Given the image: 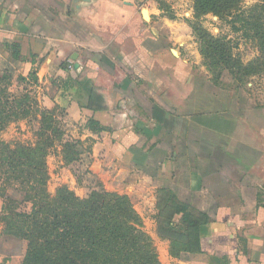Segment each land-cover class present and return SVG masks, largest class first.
<instances>
[{
	"label": "crops",
	"instance_id": "0c3cea01",
	"mask_svg": "<svg viewBox=\"0 0 264 264\" xmlns=\"http://www.w3.org/2000/svg\"><path fill=\"white\" fill-rule=\"evenodd\" d=\"M160 11L152 0H0V73L35 70L41 103L61 104L67 122H86L90 93L102 96L112 130L81 138L112 173L139 171L108 187L129 196L162 264H264V106L196 68L193 36L174 35ZM160 187L208 215L201 252L173 257L157 236ZM21 257V242L0 235V264Z\"/></svg>",
	"mask_w": 264,
	"mask_h": 264
},
{
	"label": "trees",
	"instance_id": "16d2710c",
	"mask_svg": "<svg viewBox=\"0 0 264 264\" xmlns=\"http://www.w3.org/2000/svg\"><path fill=\"white\" fill-rule=\"evenodd\" d=\"M239 1L194 0V11L196 16L215 15L233 32L262 45L254 60L243 64L225 35L191 27L209 66H221L241 82L264 68V5L243 8ZM19 43L12 44L14 58L20 55ZM17 78L30 87L38 84L35 70ZM211 79L217 82L213 76ZM101 97L90 93L87 103L92 114L86 128L95 133L112 130L97 115L107 109ZM40 101L26 88L13 90L10 72L0 73V134L11 123L32 120L37 124L32 129L33 141L0 138V181L3 186L14 181L22 188L20 199L1 194L0 224L2 236L21 242V264H162L154 240L127 195L92 190L79 197L66 187L53 194L47 190L49 153L60 146L65 165L77 173L79 150L78 142L64 141L56 105L46 107ZM120 138L114 137V141ZM155 209V232L160 239L168 240L171 256L202 251L201 227L209 222L205 212L181 201L166 187L157 189Z\"/></svg>",
	"mask_w": 264,
	"mask_h": 264
},
{
	"label": "rangeland",
	"instance_id": "374dc122",
	"mask_svg": "<svg viewBox=\"0 0 264 264\" xmlns=\"http://www.w3.org/2000/svg\"><path fill=\"white\" fill-rule=\"evenodd\" d=\"M158 1L159 3H157V0H152L159 8H162V10H160L163 15H159V17L168 19L170 23L175 26L174 29L172 28L174 35L188 34L194 37V39L192 37L190 40L189 48H191L192 51L196 50L198 52V55L195 52L191 56V60L194 61L196 68H206L210 76L216 78L217 82L215 83H220L224 90L238 91L241 93V96L250 98L256 106H264V68L260 69L258 73L251 74V76L245 78L244 81L238 82L234 80L228 70L221 66L214 65L210 67L208 60L205 59L202 53L201 41L191 25L199 26L213 35H225L231 40L233 54L239 57L243 64L254 60L256 56L259 55L262 45H257L253 40L243 37L240 34L241 32H233L224 20H220L215 15L207 14L204 16H196L194 11V0ZM239 2L243 8L252 6L256 3L264 5V0H240ZM11 76L13 90L17 91L26 88L30 90L32 94L36 95L39 101L41 100L40 90H38L37 86L32 85L30 87L29 84L18 81V76L13 74H11ZM55 105V115L60 127L64 130V141L78 142L79 162L77 165L79 167H76V169H78L76 173L66 166L60 152L61 147L56 145L47 157V170L49 174L47 190L50 193H55L56 190L61 187H66L79 197H85L92 190L117 192L108 187L112 179L115 178L116 180L119 176L124 183H127L140 177L139 171L132 169L124 170L123 175L117 172L112 173L111 171L114 170L116 164L109 161L106 156H104L103 150H101L100 155H96V158L92 154L91 147L94 139L91 137L81 138L86 131V122L83 121L84 119L81 118L79 121L67 122L65 121L66 108L59 103ZM36 126V122L32 120L11 123L0 134V138L10 142H30L34 140L32 129ZM119 169L120 167H116V170ZM21 189V186L17 182L13 181L3 186L0 181L1 205L3 202L1 197L2 193L20 199L22 196ZM28 207L27 205V208ZM0 235H2L1 224Z\"/></svg>",
	"mask_w": 264,
	"mask_h": 264
},
{
	"label": "water",
	"instance_id": "95a60500",
	"mask_svg": "<svg viewBox=\"0 0 264 264\" xmlns=\"http://www.w3.org/2000/svg\"><path fill=\"white\" fill-rule=\"evenodd\" d=\"M143 13H144V12H143ZM74 67H76V65H75Z\"/></svg>",
	"mask_w": 264,
	"mask_h": 264
}]
</instances>
